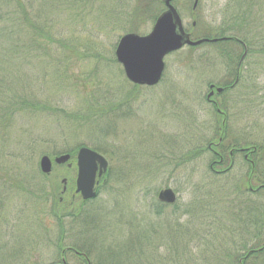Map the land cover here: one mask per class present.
<instances>
[{"label": "rangeland", "instance_id": "obj_1", "mask_svg": "<svg viewBox=\"0 0 264 264\" xmlns=\"http://www.w3.org/2000/svg\"><path fill=\"white\" fill-rule=\"evenodd\" d=\"M40 1L32 0L34 7ZM42 1L51 10L46 17L63 27L57 37L70 44L68 56L57 58V55L61 59L57 62L50 59L47 61L50 64L43 65L42 73L41 54L32 49L28 59H32L39 75L35 81L38 84L31 90L6 86L7 97L36 93L43 102L54 100L67 113L74 114L87 108L85 97L98 89L114 91L110 94L114 97L113 103L117 99L124 101L113 112L105 110L112 126L104 140L108 154H102L109 164L110 181L105 187L100 180L96 199L83 206L90 217L87 229L92 230L81 236L83 228L77 223H68L63 243L86 247L84 250L89 252L93 263L100 262L101 256L110 252L127 262L120 260L118 264H171V261L173 264H226L227 261L234 264L232 240L244 243L250 239L244 228L252 225L247 231L255 228L257 237L249 246L263 250L248 263L264 264V226L261 227L264 220L256 223L252 222L255 218L249 219L258 215V210H264V194L252 196L247 192L250 183L253 188L263 183L264 160L258 165L262 172L259 179L250 183L246 177L249 165L242 156L235 155L233 168L221 175L211 173L208 155L193 163L181 161L187 159L188 147H191L188 137H193L195 127L193 143L198 147L197 155L204 153L201 147L205 139L216 140L214 130L222 124L206 100L209 84L234 82L242 48L235 43L203 45L192 53L184 48L165 58L161 83L133 89L131 84H122L125 76L121 65L108 63V58L115 56L120 36L129 32L131 24L123 18L126 6H121L122 0H111L108 9L99 13L96 10L108 1H96L92 5L95 12L91 11L90 15L83 8L86 0ZM194 1L173 3L178 10L185 8L183 22L188 28L192 21L187 17L188 10ZM110 8L112 15L108 13ZM232 10L230 0H199L194 12L198 18L196 28L202 30L200 24H203L209 31L217 29ZM260 16L257 13L254 21L247 20L254 33L264 31V12ZM151 24L149 21L139 25L140 32H133L146 34ZM224 47L232 49L233 61L220 53ZM62 63L63 68L59 67ZM239 73L242 79L215 100L223 105L221 109L228 118L226 125L229 121L232 128V132L227 131L229 138L236 139L238 144L264 145V53L247 56ZM106 81L111 84H105ZM4 84H0L3 90ZM78 123L59 125L49 118L37 124L36 132L41 135L46 132L52 140L32 146L22 136V125L21 131L13 133L8 141L0 138L1 264H22L27 254H30L27 264L34 263V257L36 264L58 260L55 247L58 232L53 229L56 219L44 214L51 211V194L61 195L64 178L67 185L62 194L64 212L61 214H69V209L80 202L74 186L76 150L70 153L71 167L53 163L54 156L47 153L76 146L92 149L100 146L97 140L101 139L93 134L94 129L82 121ZM44 154L52 160V171L47 175L38 166ZM37 186L42 188L40 197ZM166 188L176 193V203L158 202V193ZM261 217L264 215L256 218ZM48 232L52 238H47ZM67 256L68 264H80L74 255Z\"/></svg>", "mask_w": 264, "mask_h": 264}, {"label": "trees", "instance_id": "obj_2", "mask_svg": "<svg viewBox=\"0 0 264 264\" xmlns=\"http://www.w3.org/2000/svg\"><path fill=\"white\" fill-rule=\"evenodd\" d=\"M99 0H86L87 3L83 6L87 15L91 14V11L94 10L92 5H95V2ZM108 1V2H107ZM233 10L228 12L224 21L221 23L219 28L210 30L209 28H205L203 25L201 26L202 31L193 33L196 39L201 37L207 38H223V37H234L239 40L242 44H244L247 48L248 57L251 58L253 55H259L260 53H264V31H260L259 33H254L251 30L250 25L248 24L249 19L251 21L255 20L256 14L260 13L262 17V13L264 12V0H230ZM105 5L101 6L99 10L96 12L99 13L106 11L111 4V0H106ZM121 2V1H119ZM121 6H126V10L123 9V18L127 19L130 24L129 32H133L135 30L138 31V26L144 25L147 22H153L158 17V14H161L163 4H161L160 0H122ZM37 6L34 7L32 0H0V84H4L5 90L0 87V138L5 142L8 141L10 136L13 133H17L21 131L20 126L22 125L23 138L32 146L34 143L38 142H50L52 140L48 133H37V124H41V122L47 121V119L52 118L54 122L59 125L63 124H79V121L84 122L83 124H88L91 130L94 129L95 136L101 140H97L100 143V146L94 147V150H97L101 153H106L105 147L106 142L104 141L107 135V130H109L111 125V120L109 117V113L113 112L115 108H119L123 104L119 99H117V103H113L114 97L111 96V93L114 91L111 90H102L98 89L95 91H99L95 94V91L91 93V95L86 96L85 99L88 98L85 105L87 108L82 109L80 112H68L64 107H60L58 102L54 100H47L43 102L41 96H38L36 93L31 95H23L19 97H7L6 94V86L9 89H32V86L38 84L37 81L39 79V75L35 71V67L33 65L32 59H28V52H31L32 49L37 53L41 54L40 60L42 62L40 72H44L43 68L44 64H50V59H54V61H59L61 56H68L67 52L69 49L67 47L70 44L63 38H58L57 34L62 33L63 27L59 26L57 22L53 24V19L46 17V15H50L51 10H49L47 2L44 3L42 0L40 2H36ZM95 12V10H94ZM109 15H112L113 12L111 8L108 11ZM254 17V18H252ZM254 27V26H253ZM255 28V27H254ZM209 31V32H208ZM136 32V33H137ZM258 37V39H256ZM72 44V43H71ZM226 43H221L218 45H224ZM75 50V49H74ZM194 49L189 48L188 51L192 53ZM232 49L230 47H224L220 50V53L227 56L230 61H233V57L231 56ZM32 53V52H31ZM52 54L53 57L50 55ZM58 55V56H57ZM57 56V58H56ZM63 59V58H62ZM108 63L117 64L115 58H108ZM64 63L59 65L63 68ZM38 68V64H37ZM242 79V75H241ZM105 84H111L106 81ZM118 84V81L116 82ZM127 82L126 79L123 78L122 84ZM121 84V83H120ZM225 88L224 92L228 91V84L218 85ZM133 89L138 88L132 86ZM264 88V86L262 87ZM127 100V99H126ZM125 100V101H126ZM119 102V103H118ZM120 105V106H119ZM219 108L223 109V105L218 104ZM107 110L109 113L107 114ZM118 111V110H117ZM217 114V113H216ZM219 114H217L218 116ZM56 117V118H54ZM82 118V119H81ZM53 143V142H52ZM257 149L264 150V145H256ZM78 148V147H77ZM74 149H66L64 151H54V153H47L51 156H58L59 154L71 153ZM264 152L260 153V156L264 158ZM261 160V159H260ZM262 161H260L261 163ZM258 175L262 174L259 171L260 166H258ZM108 173V172H107ZM110 181L109 173L106 174L105 182L102 183L105 187L108 185ZM5 183V181L3 180ZM8 182V181H7ZM263 187L258 188L259 195L264 194V180L262 183ZM38 189V195L40 197L42 188L41 186ZM97 187V190H99ZM4 193L2 192L1 196ZM60 194L52 193L51 194V213L56 219L55 225L53 228H56L60 233L59 242L63 244L62 237L64 234V225H63V217L61 215L64 212V204L63 201H60ZM89 202V201H88ZM87 202L80 201L75 205L76 207H72L69 210L68 217L70 221L78 220L77 214L83 211V206ZM2 204V199L0 198V205ZM61 207V208H60ZM258 215H254V217H250L252 222L261 223L264 220V217L260 219L256 218L258 216L264 215V210H258ZM262 213V214H260ZM86 213L85 221L90 219ZM239 219V218H238ZM241 219V218H240ZM239 219V220H240ZM240 221H243L241 219ZM255 224V223H252ZM248 225L244 229L250 228ZM264 226V223L261 224V227ZM86 230L88 227H82ZM94 228H96L94 226ZM246 242V241H244ZM73 248H76L78 251H85V247H76L75 245H70ZM89 255V252L86 251ZM107 252L104 253L102 260L98 262V264H104V259H106Z\"/></svg>", "mask_w": 264, "mask_h": 264}, {"label": "water", "instance_id": "obj_3", "mask_svg": "<svg viewBox=\"0 0 264 264\" xmlns=\"http://www.w3.org/2000/svg\"><path fill=\"white\" fill-rule=\"evenodd\" d=\"M162 1L167 9L159 14L160 16L147 35L125 34L120 37L117 47H115L117 62L123 68L126 79L135 85L144 87V85L154 86L158 84L165 67V55L177 51L185 45L199 46L205 42L217 41V39L192 41L189 35L185 34L181 19L170 4L172 0ZM221 91V88L217 89L218 93ZM68 159L69 155H63L55 158V162L60 164ZM106 162L101 154L89 148L79 149L76 163V193H79L83 200H89L96 196L94 191L96 177H101L106 172L108 167ZM51 166L49 157L43 156L40 159V168L43 173H49ZM158 199L161 202L171 204L175 202L176 196L171 189H165L159 193Z\"/></svg>", "mask_w": 264, "mask_h": 264}, {"label": "flooded vegetation", "instance_id": "obj_4", "mask_svg": "<svg viewBox=\"0 0 264 264\" xmlns=\"http://www.w3.org/2000/svg\"><path fill=\"white\" fill-rule=\"evenodd\" d=\"M176 0H174L175 2ZM165 7V6H164ZM166 9V8H165ZM177 9V12L178 14L180 15L182 21H184V15L182 14L183 11H186L184 10L185 8L183 9ZM190 12L188 19H194L193 17L195 16V9L191 8V10H188ZM187 19V18H186ZM196 21L192 20V22L190 23L191 24V27L195 28L196 26ZM185 24V23H184ZM185 26H187V24H185ZM184 26V27H185ZM188 28V27H187ZM185 30L187 32L190 33V31H188V29L185 28ZM243 48H244V45L241 43V42H238ZM245 53V51H244ZM244 53L240 56V59H239V62L237 64V67H236V72H235V80L233 83H235L236 81V78L237 76L240 78V67H241V62L244 61L246 55L244 56ZM233 83H231L230 85V88L233 87ZM211 86V85H210ZM209 86V87H210ZM216 89L214 90H210L208 93H211L212 91L214 92L213 95L209 96L208 98V95H206V100H207V103H210L212 104L211 106L213 107H217V104L218 102L215 100V96H216ZM218 96V95H217ZM217 111V110H216ZM220 112V110L217 111V113ZM193 119V117H192ZM227 119L224 115H221V120H220V123L222 124L221 126H218L217 127V130L219 132V134H216L214 137L217 139L216 142H208V140L205 139V144H206V149L203 150L204 153L206 154H202V155H199L197 157V150H196V147L194 146V143H195V137H196V130L197 128L195 127L193 129V132H194V135L192 138L188 137L189 140H188V143H189V146L191 144V147L189 148L188 147V153H187V159H182V163L185 162L187 160V162L189 163H193L194 161L200 159V157H203V156H207L208 155V160H209V169L211 171V173L213 174H227L229 172L230 169H232L234 166V159H235V155L238 156H242V158L245 160V162L248 163L249 165V171L246 175L249 183L252 181V180H258L259 179V175H258V165L260 164V161H262V157L260 156V152L257 148H255L254 146H248V145H245V146H242L243 144H238L237 142H235L233 139L232 140H229V142H224L223 139V135L225 136L226 132L229 130L232 132V128L229 126V121H228V125L227 124ZM226 122V123H225ZM226 126H225V125ZM225 129V130H224ZM224 132V134H223ZM223 134V135H222ZM226 137V136H225ZM191 140H192V143H191ZM190 141V142H189ZM194 141V143H193ZM238 144V145H237ZM261 159V160H260ZM181 164V163H179ZM178 164V166H179ZM247 181V183H248ZM248 187V190L247 192L251 193V195L253 196L254 193H258V188L260 187H263L262 183L261 184H258L257 186H255L256 188H253L251 186V183L247 186ZM252 203H254L253 201H251ZM72 204V203H71ZM52 216V213L51 211H49V213H46L44 214V216ZM64 221H63V225H64V234H63V239H62V242L63 240H65L66 238H64L66 235H67V228H66V225L68 223L72 224L73 221H70L68 220L67 216L68 214L64 215V214H61ZM86 213L84 214L83 212L77 214L78 216V220H76L75 222L77 224L80 225V227H85L87 225H90V222L89 220L85 221V216ZM56 229V228H54ZM253 231H251L249 229V231L245 230L246 231V235L249 236L250 239H245L244 243H240L236 240H232V243H233V247H234V250L233 251V254L231 255H234L235 256V260L236 262L234 264H252V263H248L249 260H252L253 258V255H255L256 253H260L263 249L261 248H257L255 249V246H249V244H251L253 238L255 239V237H257V235L254 233L255 231V228H252ZM90 229H86L84 230L83 229V233L81 236L85 235V233H88ZM56 231L58 232V237H60V233L58 229H56ZM239 231V230H238ZM50 232V231H49ZM48 232V237L47 238H50V234ZM239 235H241L240 231H239ZM57 237V244L55 245L56 249L58 250L59 252V258L56 262L54 263H51V264H68L67 262V259H68V254L70 253L71 255H74L76 258L79 259V262L80 264H92V262L89 260V258L87 257V255L84 253V252H79L77 251L76 249H74L72 246H69V245H65L64 243L61 244L59 241L60 238ZM3 245H6V244H3ZM2 248V247H1ZM32 250L35 251V249L33 248V246L31 247ZM264 248V247H263ZM244 251V252H243ZM242 252V253H241ZM0 254L2 255L3 257V252L0 251ZM140 255V254H139ZM141 256V255H140ZM103 258V255L101 256ZM29 259H30V254H27L24 258V262L22 264H27V262H29ZM1 260L0 259V264H1ZM34 263H31V264H36V260H35V257H34ZM123 261L125 263H127L125 260L121 259V257H116L114 256V254L112 255L110 253V255L107 254L106 256V259H104V264H118L119 262ZM254 261V260H253ZM174 261H171V264H173ZM98 264V263H97ZM224 264V263H223ZM226 264H230L229 261L226 262Z\"/></svg>", "mask_w": 264, "mask_h": 264}]
</instances>
